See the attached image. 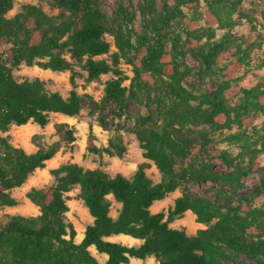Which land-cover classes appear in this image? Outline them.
<instances>
[{"label":"trees","instance_id":"trees-1","mask_svg":"<svg viewBox=\"0 0 264 264\" xmlns=\"http://www.w3.org/2000/svg\"><path fill=\"white\" fill-rule=\"evenodd\" d=\"M50 1L57 13L41 5L24 4L19 13L8 17L14 0H0V130L31 122L45 127L52 113L77 116L88 110L102 126L113 124L116 132L123 129L136 134L147 161L131 177L71 162L54 169V184L34 187L27 194L40 208L38 216H0V264H101L92 247L108 255L106 264H133L134 258L149 257L160 264H223L220 254L224 249L264 264V208L254 205L264 194V166L253 165L252 170L262 173L261 182L239 204L220 192L219 197L210 199L186 189L168 212H152L153 205L182 188L184 180L223 182L234 187L235 175L220 174L209 161L220 158L239 171L241 154L264 152V122L261 128L248 129L264 115V86L242 87L241 77L235 76L238 68L250 64L254 47L253 43L244 47L232 33L233 17L243 0H161L160 14H156L154 3L149 4V13L144 11V27H139L136 14L123 3L111 19L101 0ZM203 1L210 15L205 20L212 24L214 20L220 29L228 30L219 40L212 25L201 24ZM245 17L252 23L253 17ZM108 36L117 48L113 53ZM109 54L111 59L105 57ZM187 54L204 64V73L221 72L215 92L187 83L186 78L193 73L183 61ZM229 54L234 59L219 67ZM121 59L135 72L129 86L124 85ZM22 64L71 71L72 83L79 71L87 73L90 81L110 73L115 78L107 82L100 100L76 89L64 97L49 90L41 79L18 80L14 69ZM133 104L147 113L128 127L122 119ZM235 126L238 130L225 137L224 131ZM59 131L61 141H76L75 128L61 124ZM96 139L91 125L90 153L122 157L126 152L119 136L103 148ZM222 142L236 143L239 155L220 147ZM61 148L57 141L29 153L0 135V206H17L12 190L22 187ZM149 161L162 174L161 181L155 182L147 173ZM76 185L80 187L79 198L94 218L81 242L77 241L75 225L66 218L70 209L66 193ZM111 196L121 204L116 219L111 215ZM187 211L207 227L195 235L172 227ZM116 235H128L142 243L128 246L107 239Z\"/></svg>","mask_w":264,"mask_h":264},{"label":"rangeland","instance_id":"rangeland-1","mask_svg":"<svg viewBox=\"0 0 264 264\" xmlns=\"http://www.w3.org/2000/svg\"><path fill=\"white\" fill-rule=\"evenodd\" d=\"M50 3H52L50 0H14V8L8 13V17H13L19 13L24 4L41 5L48 12L57 13L58 11L55 10ZM120 3H123L129 10L136 14L139 27L145 26L144 11L149 13V4L154 3L157 10L156 14H160L163 9L161 0H101L102 9L111 19L115 17L116 9ZM200 10L202 11V15L200 16L201 24L205 27L212 25L216 30L215 39L219 40L222 38L228 30L220 29L217 22L215 23L214 20H212L213 24L209 20H205L207 17L210 18L206 1L202 2ZM185 11L191 15V11ZM245 15L253 17L252 23L247 17H245ZM147 17L150 18L152 16L151 14H147ZM233 20L235 21V24L232 28V33L236 37V41L244 43V47H247L249 43H253L254 45L250 64L238 68L235 72V76L241 77L239 84L242 87L251 88L259 83L264 86V67L260 68V64L264 59V0H243L239 11L235 13ZM107 39L113 45L112 53L117 51L114 39L109 36ZM203 42H205V40ZM105 57L111 59V54L106 55ZM232 59H234V56L229 54L224 61L220 62L219 67L224 66L225 63L230 62ZM183 61L193 69V73L186 78L189 85L200 86L211 93L216 91L220 78L222 77L221 72L204 73V64L191 54H187ZM120 68L126 78L124 85L129 86L135 76L133 66L126 59H121ZM14 76L18 80L41 79L46 83L49 90L60 92L64 97H68L70 92L73 89H76L80 94L93 95L97 100L102 99L105 95L107 82L115 78V75L110 73L102 75L97 80L90 81L87 73L79 71L75 82L72 83L71 71L43 69L37 64L34 66L22 64L14 69ZM152 97H155V93L152 94ZM153 105L154 108H156V105ZM146 113V110L133 104L128 115L122 119V123L128 127H133L137 117L145 115ZM263 122L264 115H260L254 120L253 125L248 129L251 130L254 126L261 128ZM61 124H68L70 127L75 128L77 139L74 143L68 144L65 141H61V134L59 131V126ZM91 125H93V130L97 138L96 143L99 147H107L111 138L119 136L123 144L126 146V152L124 155L119 157L117 155L111 156L106 153H90L87 149V145ZM237 130L238 128L236 126L232 130H225V137ZM0 135L9 137L14 145L25 148L29 153H35L41 148H48L57 141L61 142L62 147L54 158L47 162L44 168H39L32 173L22 187L12 190V195L18 199L19 203L17 206L13 207L0 206V216L7 214L38 216L40 214V208L28 198L27 194L34 187L43 188L54 184L55 177L53 176L52 171L63 164L70 162L78 163L87 169H103L113 176L122 173L131 177L136 172L139 165L147 161L144 157V149L141 147L136 134L123 129L116 132L113 124L104 127L95 120V118L90 116L88 110L83 111L77 116L52 113L50 115V122L45 127L33 122L24 126L12 124L8 130H0ZM222 137H220V139ZM220 147L228 149L234 155H239L241 151L236 143L222 142ZM149 162L150 167L147 169V173L155 182L161 181L162 174L153 161ZM239 162L241 163V170L239 171L236 170L235 167L227 165L220 158L208 162L213 166L214 170L222 175H235L234 187L223 182L217 183L215 181L184 180L182 188L169 194L164 200L156 202L152 207V212L158 213L163 210L168 212L170 208L174 207L176 199L182 196L186 189L199 196L210 199L219 197L218 194L220 192L224 194V198L230 199L233 204H239L242 202L244 195L251 193L261 182L262 173L255 169L252 170V167L253 165L264 166V152L255 156H253V154H241L239 156ZM79 192L80 187L76 185L73 190L66 193L70 208L66 213V218L75 225L78 231V242L82 240L87 227L94 223V218L90 214L88 207L78 196ZM111 199L113 201L111 215L116 219L119 216L121 205L117 203L113 197H111ZM254 205L264 208V194L254 200ZM171 226L178 229H184L189 235H195L200 229L207 227V225L197 222L196 215L192 211H187L182 218L175 220ZM108 239L128 246H139L142 243L141 240L128 235H118ZM91 251L98 257L101 264H106L107 258H104L103 254L98 253L94 247L91 248ZM220 259L223 264H261L259 261L254 260L245 254L237 253L228 249L221 251ZM132 263L160 264L155 257H149L146 260L134 258Z\"/></svg>","mask_w":264,"mask_h":264},{"label":"crops","instance_id":"crops-1","mask_svg":"<svg viewBox=\"0 0 264 264\" xmlns=\"http://www.w3.org/2000/svg\"><path fill=\"white\" fill-rule=\"evenodd\" d=\"M111 197H112V196H111ZM111 197H110V198H111ZM120 205H121V204H120ZM84 235H85V234H84ZM116 236H118V235H116ZM111 237H114V236H111ZM83 238H84V236H83ZM83 238H82V240H83ZM109 238H110V237H109ZM107 239H108V238H107ZM82 240H81V241H82ZM108 240H110V239H108ZM81 241H80V242H81ZM110 241H113V240H110ZM103 256H104V258H108V255H107V254H103Z\"/></svg>","mask_w":264,"mask_h":264},{"label":"bare ground","instance_id":"bare-ground-1","mask_svg":"<svg viewBox=\"0 0 264 264\" xmlns=\"http://www.w3.org/2000/svg\"><path fill=\"white\" fill-rule=\"evenodd\" d=\"M122 236V235H121Z\"/></svg>","mask_w":264,"mask_h":264}]
</instances>
